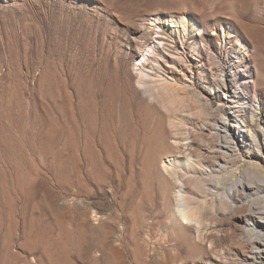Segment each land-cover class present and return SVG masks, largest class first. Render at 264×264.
I'll return each instance as SVG.
<instances>
[{"label":"rangeland","instance_id":"1","mask_svg":"<svg viewBox=\"0 0 264 264\" xmlns=\"http://www.w3.org/2000/svg\"><path fill=\"white\" fill-rule=\"evenodd\" d=\"M182 17L213 50L192 57L193 86L147 63L164 108L137 83V35ZM223 121L243 130L236 146ZM260 166L264 0H0V264H230L241 217L264 214ZM234 180L253 188L219 211ZM181 181L203 234L174 216Z\"/></svg>","mask_w":264,"mask_h":264},{"label":"bare ground","instance_id":"2","mask_svg":"<svg viewBox=\"0 0 264 264\" xmlns=\"http://www.w3.org/2000/svg\"><path fill=\"white\" fill-rule=\"evenodd\" d=\"M148 21H150V20H148ZM152 25H154L153 29L151 30V32H149L152 35L151 37L145 36V34L147 33V31L149 29V26H144V29H141V31L139 30V32L142 34V36L137 35V38H143V42H142L143 48L135 54V61H136V63H135L136 70L135 71H137L136 78H137V83H139L143 87V90H144V92L148 98L158 101L162 107L167 108L169 105L167 102V97L165 95H162V93L163 94L165 93L166 88L169 85V83L167 81H163L161 79L156 78L152 72L147 71L146 70L147 63L149 61H154L159 66L166 65V67L170 70L171 73H173V75L175 73L182 74V77L184 78L185 84L193 86V85L197 84V82H194L193 79H191V78L194 77V73H195L194 71L195 70L197 71L200 68H203L204 60L198 59L199 61H194L192 57L196 56L199 58L203 54H205V55L210 54L212 52L213 48L209 44V42L211 40L206 37V35H205L206 33L203 30V28L194 22L192 25H190L188 23V20L185 17L184 18L182 17V19H180V20L172 18L169 21V23H167V24H164L163 22L161 24L157 23V22H153ZM189 26H191V27L189 28ZM153 34H156V36H153ZM213 34H215V32ZM231 36L232 35L229 32L224 33V38H227V37L230 38ZM176 43H178V46L175 45ZM187 44L189 45L188 47L186 46ZM201 70L203 72V69H201ZM187 71L190 73L187 74ZM221 73H223V72H221ZM253 76H248V77L245 76L246 78H245L243 84L253 82V84L255 86H258L260 84V80L254 79ZM212 77H215V76H212ZM222 77L223 78L220 79L218 81V83H222L223 85H226V82H227L226 81L227 80L226 79V77H227L226 73L222 74ZM224 94H223V96H224ZM197 97L200 100H205V96L203 95V93H198ZM247 97H248V95H247ZM207 98L209 100H211V97H207ZM247 99L248 98L242 99V101H246ZM209 100H208V103L206 104L207 107H210V105H211V102ZM223 102L227 103L229 101L223 100ZM205 113H207V112H205ZM230 116H232V115L229 113L227 115V118H230ZM225 119H226V117H225ZM218 126H219L218 134H220V136H223L226 139V142L228 143L229 146H236L237 144L233 140H236V138L240 134V131H243V130L237 131V129L235 127H234V129L231 130L227 121H223L221 124H218ZM243 126L247 127V125H242V124L240 125V127H243ZM239 140H240V138H239ZM248 140H250V139H248ZM220 141H222V140L220 139ZM222 143H223V141H222ZM233 143H235V144L233 145ZM224 146H226V145H224ZM221 147H223V146H221ZM219 150H221V149H219ZM228 155H231V152L228 151V148H227L225 150V156L224 157H226ZM160 160H158V161H160ZM167 161H170V159ZM167 161L163 163L164 170L167 172V174H169L170 178L178 179L179 178V172L176 169H174V167H173V165H175L176 160H173L170 162H167ZM194 167H193V169L195 170L196 168H194ZM260 168H261V172L264 173V166H260ZM162 175L164 176L165 174H162ZM196 180H198V179H196ZM231 180H232V178H231ZM220 181H221V183H223L222 179ZM181 184L182 185L180 187V190L178 189L179 190L178 198H177L178 203H177L175 211H174V216L182 225L187 226V227H194V228H196L198 234H203L205 223L202 220V216L200 214L197 215V213L194 211V206H193L194 196H193L192 190H190V187L189 188L184 187V182L181 181ZM204 184H205V182H204ZM206 188H208V187H206ZM252 188L253 187L250 186V184L247 182L234 180V185L230 188V190L228 192H225L223 197L217 201L219 204L217 206L218 210L223 211L225 208H232L233 207L232 203L235 202V198L238 196H246L247 194L249 195L248 190L252 189ZM260 192H261V190H260ZM251 199H252V197H251ZM214 203H216V201ZM245 203H246L245 201H242V200L240 201L241 205H245ZM223 212H225V211H223ZM263 215L260 214V216H254V215L250 214V215H246V216L241 217L242 221H244V223L241 226L243 234H242V238L238 239L237 244H239V247H240L239 252H242L243 257H240L238 252L234 253L233 256L236 257V260L232 261V263H230V264H264V216ZM141 222H142V220H141ZM232 233L234 234V232H232ZM232 236H235V234ZM235 251H236V249H235ZM222 256H223V254H222Z\"/></svg>","mask_w":264,"mask_h":264}]
</instances>
